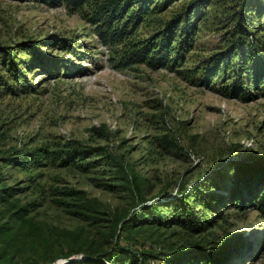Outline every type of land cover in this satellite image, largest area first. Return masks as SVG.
I'll use <instances>...</instances> for the list:
<instances>
[{
    "label": "rangeland",
    "instance_id": "rangeland-1",
    "mask_svg": "<svg viewBox=\"0 0 264 264\" xmlns=\"http://www.w3.org/2000/svg\"><path fill=\"white\" fill-rule=\"evenodd\" d=\"M190 1L154 0L149 8L157 7L127 38L105 46L92 20L98 0L77 9L64 0H0V256L5 264L79 258L91 247L112 257L130 252L142 264H166L172 253L186 255L197 245L211 257L194 255L183 264H264L256 181L246 186L241 181L239 190L232 181L237 162L264 156V90L250 84L251 97L244 100L232 85L235 68L218 73L215 67L225 49L232 2L212 0L205 6L179 58L173 51L167 64L156 68L118 66L133 45L151 36L160 43L165 22ZM136 3L132 0L131 10ZM178 36L171 40L173 48ZM60 38L73 48L58 46ZM14 56L17 66L11 64ZM14 76L21 78L18 84L11 82ZM98 145L139 176L140 192L124 186L106 156H71ZM41 150L47 154L38 156ZM4 188L10 197L1 196ZM181 195L191 196L199 231L171 223L163 227L147 214L136 225H114L118 215L133 223L148 204L160 205L169 221L178 218ZM79 203L94 205L95 217L76 214ZM21 206L19 217L14 212Z\"/></svg>",
    "mask_w": 264,
    "mask_h": 264
},
{
    "label": "trees",
    "instance_id": "trees-1",
    "mask_svg": "<svg viewBox=\"0 0 264 264\" xmlns=\"http://www.w3.org/2000/svg\"><path fill=\"white\" fill-rule=\"evenodd\" d=\"M229 1L233 4L231 8V26L223 34L225 49L219 54L220 57H218L215 67L218 73L230 67L235 68L232 85L242 99L249 100L251 97L250 84H253L256 88L261 86L264 90V0ZM86 2L87 0H64L65 5L72 9L81 8ZM131 2L132 0H98L92 14V20L95 24V33L102 45H115L127 38L130 33V28L136 26L139 21L143 20L146 14L154 11L153 8L157 7L156 4L154 7L149 8V5L154 0H137V8L131 10ZM211 4L212 0H191L181 12L175 15L170 21L165 22L163 29L158 33L160 34L158 35V37L160 36V43L156 42L157 39H155V36H151L143 42L138 43V45H133L131 49L124 53L118 66L127 67L132 63H146L149 67L156 68L160 64L166 65L167 59L173 51L175 53V59L179 58L187 49L191 38H193V32H195L196 28L194 19L201 20L205 6ZM176 33H179V38L177 46L173 48L171 40H174ZM55 43L61 48L68 50L73 48V44L66 38H60ZM25 45L28 46L29 44L25 43ZM17 63L16 57H12L11 64L17 66ZM220 67L222 69H219ZM10 79L11 82L18 84L21 78L14 76ZM208 80L209 78L205 77L204 82L207 83ZM8 90L13 92L14 88L8 86ZM41 152L43 155L47 154L46 150H41L38 156H41ZM82 153L106 156L114 162L119 180L124 186L134 193L141 191L139 176L129 171L125 164L121 163L120 159L106 151L105 146L98 145L87 148L85 151L77 149L73 151L71 156L77 157ZM38 156L33 157L34 162H36ZM5 161L11 162L8 159ZM232 181L236 185V190L241 188V181L245 186L252 181H256L255 207L264 218V156L248 162H237L233 170ZM1 190L2 197L7 198L11 196L9 188ZM236 194L238 193L234 195ZM181 196L179 203L182 215H178V218L173 217L174 219L169 221L165 219L160 205L148 204L142 211L137 212L133 216V223L129 224L123 215H118L114 218V225L126 224L128 227L133 226L143 222L145 214H147L152 217L151 220H154L163 227L169 226L171 223L184 226L190 230L199 231L200 228L197 226L200 222L197 220L194 208L190 203L191 196ZM238 200L241 205L243 200L240 198ZM23 210H25V206L18 207L14 213L21 217L24 215ZM96 212L94 205L90 203H79L77 205L76 214L95 217L94 214ZM179 216H181V220ZM119 254L112 257L107 255L100 247H91L87 255L82 254L81 257L73 259L69 257L64 264H142L141 257L131 256L130 252H128L129 255ZM183 254L177 252L172 253L166 264H183L182 262L185 258H193L194 255L202 256V260L210 256L199 245L188 251L186 255ZM0 264H5L1 256Z\"/></svg>",
    "mask_w": 264,
    "mask_h": 264
},
{
    "label": "built area",
    "instance_id": "built-area-1",
    "mask_svg": "<svg viewBox=\"0 0 264 264\" xmlns=\"http://www.w3.org/2000/svg\"><path fill=\"white\" fill-rule=\"evenodd\" d=\"M66 261L67 260H65V259H58V260L51 262L49 264H64Z\"/></svg>",
    "mask_w": 264,
    "mask_h": 264
}]
</instances>
